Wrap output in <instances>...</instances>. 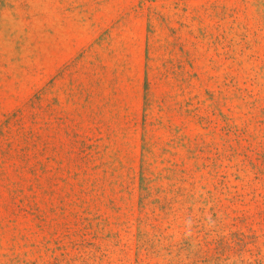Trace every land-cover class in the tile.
Listing matches in <instances>:
<instances>
[{
	"label": "rangeland",
	"instance_id": "1",
	"mask_svg": "<svg viewBox=\"0 0 264 264\" xmlns=\"http://www.w3.org/2000/svg\"><path fill=\"white\" fill-rule=\"evenodd\" d=\"M0 264H264V0H0Z\"/></svg>",
	"mask_w": 264,
	"mask_h": 264
}]
</instances>
